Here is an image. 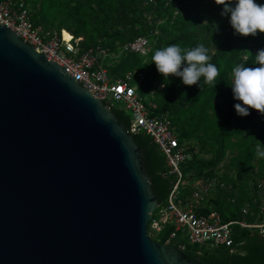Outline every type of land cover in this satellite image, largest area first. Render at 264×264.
<instances>
[{
    "label": "water",
    "instance_id": "obj_1",
    "mask_svg": "<svg viewBox=\"0 0 264 264\" xmlns=\"http://www.w3.org/2000/svg\"><path fill=\"white\" fill-rule=\"evenodd\" d=\"M43 54L0 23V264H201L150 238L143 151Z\"/></svg>",
    "mask_w": 264,
    "mask_h": 264
},
{
    "label": "trees",
    "instance_id": "obj_2",
    "mask_svg": "<svg viewBox=\"0 0 264 264\" xmlns=\"http://www.w3.org/2000/svg\"><path fill=\"white\" fill-rule=\"evenodd\" d=\"M17 1V0H16ZM19 1V0H18ZM32 11L38 30H56L72 36L81 53L89 49L118 54L113 65L99 63L111 79L127 72L144 75L138 94L156 103V115H167L178 140L188 146L191 158L181 165L185 185L180 198L191 200L192 184L199 179L216 180V188L197 208L202 214L218 212L224 222H251L256 215H244L249 205L257 212L254 184L264 178V157L257 156V145L264 143V115L250 109L240 116L234 108L231 89L232 69L239 63L254 65L257 49L264 48V33L235 35L228 17L213 0H22ZM139 37L148 39L146 55L123 53L121 47ZM178 43L193 47L203 43L219 69L214 84L191 86L179 77L164 81L152 62L157 48ZM109 61V60H108ZM164 85L152 89L153 84ZM117 119L129 130L131 113L122 104L112 108ZM143 151V163L152 190L163 208L174 183L165 154L146 134L133 135ZM202 156V157H201ZM255 169V171H254ZM250 187V189H249ZM157 214L155 211L154 216ZM232 247L219 246L207 251L184 240L170 239L173 225L157 234L148 232L160 244L183 246L186 256L201 264H264V238L256 230L234 225Z\"/></svg>",
    "mask_w": 264,
    "mask_h": 264
},
{
    "label": "built area",
    "instance_id": "obj_3",
    "mask_svg": "<svg viewBox=\"0 0 264 264\" xmlns=\"http://www.w3.org/2000/svg\"><path fill=\"white\" fill-rule=\"evenodd\" d=\"M0 23L11 28L24 42L42 50L48 60L59 64L96 98L112 108L115 103L122 104L131 113L129 133L146 134L165 154L169 174H175L177 181L171 189L166 205L157 209V214L152 216L149 223V230L152 233H160L165 226L173 225L174 231L169 240H184L207 251L219 246L232 247L234 225L256 230L264 238V178L254 184L257 212L252 211L249 205L244 206L242 211L244 215L257 216L251 222L244 219L224 222L218 212L202 214L197 211L216 188V180H196L192 184L191 200L185 202L180 198V188L185 185L181 165L192 155L188 151V146L178 140L169 117L155 114L158 109L156 103L153 101L143 103L138 88L132 86L134 72H127L123 78L111 79L108 70L99 63L101 51L89 49L81 53L72 36L65 39L54 29L38 30L32 21L30 10L24 7L22 0H0ZM121 52L146 55L148 39L139 37L124 44ZM138 76L141 80L144 78L141 73ZM155 85L153 84L152 89H156Z\"/></svg>",
    "mask_w": 264,
    "mask_h": 264
},
{
    "label": "clouds",
    "instance_id": "obj_4",
    "mask_svg": "<svg viewBox=\"0 0 264 264\" xmlns=\"http://www.w3.org/2000/svg\"><path fill=\"white\" fill-rule=\"evenodd\" d=\"M221 6V15L228 17L235 35L256 36L264 33V0H213ZM209 49L203 43L183 47L178 43L157 48L152 55L156 70L164 81L179 77L185 85L214 84L219 74L215 63L209 62ZM231 89L236 113L246 116L250 109L264 115V48L257 49L254 65L237 63L232 69ZM164 85L162 84L161 87ZM257 156L264 157V143L257 145Z\"/></svg>",
    "mask_w": 264,
    "mask_h": 264
},
{
    "label": "rangeland",
    "instance_id": "obj_5",
    "mask_svg": "<svg viewBox=\"0 0 264 264\" xmlns=\"http://www.w3.org/2000/svg\"><path fill=\"white\" fill-rule=\"evenodd\" d=\"M32 11H30V15H31V18H33L32 17ZM66 37H68V36H66V35H64V38H66ZM102 55V56H101ZM99 56H101L102 57V64L104 65V62H106L108 65H113L114 64V62H112V60L111 59H109L110 57H112V58H118L117 56H118V54H111V55H106V53L104 52V51H101V53L99 54ZM109 60V61H108ZM102 65V66H103ZM142 80L140 79V77L138 76V75H136V77H135V80L132 82V86H134V87H139V84H140V82H141ZM155 87L156 88H158V87H161L160 85H158V83L155 85ZM140 97L142 98V96L140 95ZM143 99V103H147L148 101H149V99H150V96H146L145 98H142ZM117 104H119V103H115L114 105L116 106ZM202 157V156H201ZM254 171H255V169H254ZM249 189H250V187H249ZM157 212V211H156ZM148 232L152 235V233H151V231L148 229ZM198 247H200V246H198ZM201 249H203L202 247H200Z\"/></svg>",
    "mask_w": 264,
    "mask_h": 264
},
{
    "label": "bare ground",
    "instance_id": "obj_6",
    "mask_svg": "<svg viewBox=\"0 0 264 264\" xmlns=\"http://www.w3.org/2000/svg\"><path fill=\"white\" fill-rule=\"evenodd\" d=\"M70 37H66L65 39H69Z\"/></svg>",
    "mask_w": 264,
    "mask_h": 264
}]
</instances>
